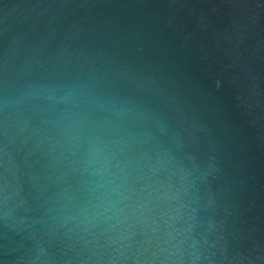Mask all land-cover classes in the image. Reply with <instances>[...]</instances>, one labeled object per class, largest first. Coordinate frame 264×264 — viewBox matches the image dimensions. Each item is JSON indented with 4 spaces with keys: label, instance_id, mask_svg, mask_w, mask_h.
<instances>
[{
    "label": "water",
    "instance_id": "obj_1",
    "mask_svg": "<svg viewBox=\"0 0 264 264\" xmlns=\"http://www.w3.org/2000/svg\"><path fill=\"white\" fill-rule=\"evenodd\" d=\"M0 264H264V0H0Z\"/></svg>",
    "mask_w": 264,
    "mask_h": 264
}]
</instances>
